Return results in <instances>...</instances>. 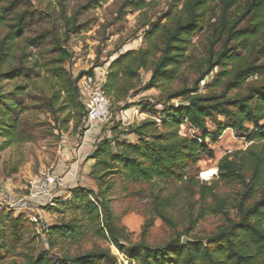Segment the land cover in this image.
Segmentation results:
<instances>
[{"label": "trees", "instance_id": "1", "mask_svg": "<svg viewBox=\"0 0 264 264\" xmlns=\"http://www.w3.org/2000/svg\"><path fill=\"white\" fill-rule=\"evenodd\" d=\"M18 2L0 0V137L5 138L7 146L17 143L21 136L16 97L22 87L4 92L1 86L3 81L23 75L21 67L11 61L17 40L27 28L24 14L15 13ZM126 2L135 6L132 11L145 7V0ZM75 28V24L67 23L66 32ZM199 32H206V42L203 55L196 59L199 76L193 87L170 92L162 108L150 100L139 102L150 117L104 139L92 155L109 168H117L127 181L150 184L160 180L178 185L186 203L184 230L176 231L164 245H150L144 237L153 224L152 217L143 228L142 239L133 242L126 228L117 223L103 190L78 187L71 191L72 198H59L55 208L50 207L72 213L69 220L44 230L50 249L66 243L80 244L94 235L111 240L129 264H264V0H176L159 20L148 23L144 46L122 53L110 63L104 88L115 102H121L136 88L142 70L149 72L150 78L138 93L174 82ZM44 35L31 42L42 41ZM54 49V55L43 59V68L58 79L65 102L75 115L86 119L77 81L94 70L75 76L67 67L73 57L70 50L61 43ZM216 69L208 84L210 89L200 91L199 84ZM173 100L189 105L177 106L171 103ZM208 120L218 128L216 131L207 129ZM187 122L198 129L196 137L181 132ZM160 126L168 131H160ZM227 129L254 144L244 152L227 153L218 163L220 180L234 188L232 197L221 194L216 185L201 183L193 174L203 157H214L210 142L219 140ZM129 134L136 139L122 137ZM175 196L152 195L153 215L173 230L179 224L172 213ZM2 214L0 264H118V256L110 248L98 246L84 252H66L59 258L42 250L25 254L23 261L4 262L3 253L23 246L29 225L35 223H30L25 214L8 210ZM206 214H221L224 223L202 237L194 231ZM184 236L190 241L183 242Z\"/></svg>", "mask_w": 264, "mask_h": 264}, {"label": "rangeland", "instance_id": "2", "mask_svg": "<svg viewBox=\"0 0 264 264\" xmlns=\"http://www.w3.org/2000/svg\"><path fill=\"white\" fill-rule=\"evenodd\" d=\"M174 2L176 0H145L144 9L132 11L135 6L126 0H19L15 13L24 14L27 28L25 34L17 40L13 51L15 55L11 57V61L14 66L21 67L23 75L3 81L1 86L4 92H11L17 86L22 87L21 94L16 97V115L20 120L21 136L17 143L9 146L6 145L5 138L0 137V182L7 180L15 193L21 194L27 191L36 174L50 169L57 172L64 181V193H71L78 187L98 192L103 190V197L109 201L117 223L126 228L133 242L142 239L143 228L152 217L153 224L144 237L150 245H164L176 231L184 230L186 203L179 193L178 185L160 180L150 184L127 181L117 173V168H109L101 163L100 158L92 155L104 139L112 138L141 122L135 119L133 124H128L127 116L124 121L123 115L127 110L141 108L139 102L146 100L157 102V106L162 108L161 105L170 92L185 86L193 87L199 76L196 59L203 55L206 32H199L194 37V48L174 82L163 83L160 87L138 93L150 78V73L142 70L141 80H137L136 88L128 97L115 102L110 96L113 119L106 124L91 126L85 118L80 120L65 102V94L58 79L46 73L42 65L43 59L54 55L55 46L61 43L72 53L73 57L67 63L71 72L75 74L93 69L95 73L106 77L110 63L115 58L145 45L144 30L148 23L159 20ZM67 23L76 26L71 33L66 32ZM40 34H45L44 39L33 44L31 39ZM216 71L217 69L209 75L207 81L199 84L200 91L210 89L208 84L212 82ZM177 102L178 100L171 101ZM73 116L76 117L73 119ZM219 120L225 122L223 116H219ZM207 129L214 132L218 128L208 120ZM160 131L168 129L160 126ZM129 136L130 134L122 135L125 139H129ZM252 145L254 144L242 134L227 129L219 140L210 142L214 157H203L193 174H197L196 178L201 183L216 185L221 194L232 197L235 195L234 188L220 180L218 163L227 153L244 152ZM112 146L115 148L114 143ZM210 169L217 170L211 179L203 176ZM153 193L176 195L172 210L179 223L176 230L153 215ZM72 196L71 194V198ZM198 197L199 195L196 196ZM231 212L236 215L234 209ZM19 214H25L29 222H34L35 225L29 223L23 246L3 253L4 262L23 261L25 254H38L42 250H48L50 255L59 258L66 252H84L98 246L110 248L118 256V264H129L111 240L94 235H89L80 244L66 243L50 249L44 230L47 226L69 220L72 217L70 211L60 212L39 206L35 211L15 213ZM0 217H4L1 212ZM223 223L221 214H206L198 222L194 233L202 237L208 236Z\"/></svg>", "mask_w": 264, "mask_h": 264}, {"label": "built area", "instance_id": "3", "mask_svg": "<svg viewBox=\"0 0 264 264\" xmlns=\"http://www.w3.org/2000/svg\"><path fill=\"white\" fill-rule=\"evenodd\" d=\"M78 73H75V76H78ZM104 79L106 77L94 72L83 74L77 81L81 99L87 112L86 121L91 126L106 124L113 119L110 96L104 88ZM126 116L129 119L128 124H133L135 119L143 121L150 117L141 108L127 110L125 116L123 115L124 121H126ZM157 120L160 122V119ZM181 129L185 135L192 137L198 135V129L191 123L183 124ZM129 139L134 140L136 137L130 134ZM63 185L64 181L57 172L50 169L36 174L27 187V191L21 194H16L12 185L4 180L0 182V212L8 210L18 213L25 210L35 211L39 206L53 207L57 199L71 198V193H64Z\"/></svg>", "mask_w": 264, "mask_h": 264}, {"label": "bare ground", "instance_id": "4", "mask_svg": "<svg viewBox=\"0 0 264 264\" xmlns=\"http://www.w3.org/2000/svg\"><path fill=\"white\" fill-rule=\"evenodd\" d=\"M217 173V170L216 169H210L208 171H206L203 176L211 179L215 174Z\"/></svg>", "mask_w": 264, "mask_h": 264}, {"label": "water", "instance_id": "5", "mask_svg": "<svg viewBox=\"0 0 264 264\" xmlns=\"http://www.w3.org/2000/svg\"><path fill=\"white\" fill-rule=\"evenodd\" d=\"M188 105H189V102H177V106H188ZM188 241H190V239L184 236L183 242H188Z\"/></svg>", "mask_w": 264, "mask_h": 264}]
</instances>
